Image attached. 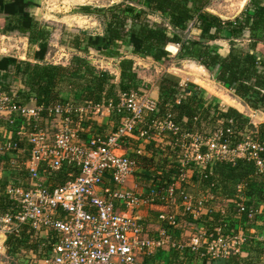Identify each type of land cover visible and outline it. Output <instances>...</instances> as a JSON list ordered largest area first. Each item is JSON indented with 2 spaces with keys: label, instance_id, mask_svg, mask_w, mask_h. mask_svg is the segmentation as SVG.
I'll use <instances>...</instances> for the list:
<instances>
[{
  "label": "built area",
  "instance_id": "built-area-1",
  "mask_svg": "<svg viewBox=\"0 0 264 264\" xmlns=\"http://www.w3.org/2000/svg\"><path fill=\"white\" fill-rule=\"evenodd\" d=\"M11 56L26 60L21 55ZM107 63L116 66L112 61ZM108 67L115 69L113 75L117 77L116 68ZM233 98V107L244 105L239 98ZM157 112L158 100L150 91L123 92L116 102L68 101L49 106L23 105L15 101L14 95L0 91V163L10 171L9 176L1 175L0 204L5 209L0 207V255L7 254L8 237L22 233L33 248L20 247L13 255L22 260L20 264H140L139 257L168 246L181 254L189 250L200 258L217 260L240 254L246 240L264 245V202L248 205L245 185L238 184L232 198L226 201L228 207L234 208L229 216L228 208L224 213V209L208 205V193L196 198L182 188L191 183L193 168L202 175L216 162L235 164V160L242 159L254 165L257 175H264V140L245 130L240 142L233 145L231 125L225 131L218 128L210 136L182 132L170 114L162 120L146 122L148 116ZM42 114L52 117L53 123L48 126L44 122L48 118L43 120ZM113 116L117 127L106 135L94 129L87 133L88 129L80 125L83 117L95 121ZM83 132L88 134L87 140L82 139ZM163 132L176 138L170 144V149L179 153L176 159L180 169L175 181L155 184L147 190L137 186L128 189L127 184L145 155L144 145L151 138L163 142ZM127 140L141 142L133 156L126 153ZM63 169L68 170L66 179L56 184L52 180ZM138 204H160L171 209L178 206L195 219L219 212L222 219L210 232L199 226L197 234L182 243L174 239L178 227L175 217L164 213L159 214L158 220L167 222L170 230L159 226L155 235L145 236L139 218L128 213Z\"/></svg>",
  "mask_w": 264,
  "mask_h": 264
},
{
  "label": "trees",
  "instance_id": "trees-1",
  "mask_svg": "<svg viewBox=\"0 0 264 264\" xmlns=\"http://www.w3.org/2000/svg\"><path fill=\"white\" fill-rule=\"evenodd\" d=\"M136 3L146 6L148 15L164 17L162 20L168 26L148 22L143 10L135 11L132 6L125 5V2L107 8L81 7L80 12L102 18V34L78 33L70 43L74 53L69 63L54 65L46 62L50 28L36 21L30 13L33 2L0 0V15L5 17L4 31L7 34L17 33L26 37L29 48H36L27 55L26 60H19L11 55L0 56V91L9 96L14 95L16 102L27 106H49L68 101L74 104L88 101L94 104L116 102L119 94L123 92L133 90L143 94L145 91L134 70L132 57L150 58L160 62L170 56L168 47L173 46L176 48L175 59L192 61L203 67L213 75L217 84L232 91L245 106L264 114V54L256 50L258 45L264 46L262 0H250L232 20H221L207 13L205 8L208 0H136ZM191 29L197 30L198 36L190 37ZM219 40L229 43L230 49L226 56H221L211 45ZM244 41H247V45L241 46L240 43H245ZM90 55L112 61L116 65L118 76L115 77L107 70H100L89 58ZM158 92V112L148 116L146 122L162 120L170 114L174 124L180 127L182 132L210 136L218 126L225 131L231 125L233 136L230 140L233 145L240 142L245 130L252 137L264 140V122L254 126L248 117L237 110L230 107L224 110L218 103L209 100L204 90L193 83L180 86L178 80L164 77L160 80ZM43 118L48 117L42 114ZM73 118L79 119L77 116ZM114 119L117 121L116 117ZM53 121L52 117L44 120L48 126ZM95 122L83 117L80 125L88 129L87 133L93 129L96 132L99 128H94L98 126ZM87 133L81 134L83 140H87ZM161 137L163 142L156 143L151 138L147 146V151L152 154L151 161L158 159L156 165L154 161L149 166L153 169L152 172L148 169L143 173L145 181L151 182L147 189L155 184L173 183L180 169L179 160L176 159L179 153L170 149V144L174 143L176 138L170 132H163ZM140 144L139 141V146ZM141 161L139 165L143 163ZM234 163L216 162L211 167L208 166L202 175L201 171L192 167V181L200 193L210 195V207L219 205V208L226 199H231V194L240 183L245 185L248 205L257 206L258 203L264 202V175H257L251 162L237 159ZM67 172V169H63L59 177L52 181L62 184ZM203 175L206 177L203 178ZM0 207L5 209L3 204H0ZM173 211L176 216L173 212L172 216L178 224L174 230L177 238L180 234L189 235L188 237L196 235L199 226L210 232L222 219L219 212L195 219L181 208ZM233 212L234 208L229 206L227 213L232 215ZM158 216L157 223L169 231L171 227L167 222L160 223ZM232 226L231 223L230 229ZM245 229L243 228L244 231ZM182 236L180 239L184 243L187 239ZM6 246L7 253L12 255L17 253L20 247L33 248V243L22 233L19 237H8ZM263 247V244L255 240H246L240 254H231L219 262L201 258L202 264H264ZM242 253L245 257H241ZM182 255L183 257L177 250L170 249L167 264H189L192 260L200 258L189 250ZM153 262H157L156 254L145 256L143 259V264Z\"/></svg>",
  "mask_w": 264,
  "mask_h": 264
},
{
  "label": "rangeland",
  "instance_id": "rangeland-1",
  "mask_svg": "<svg viewBox=\"0 0 264 264\" xmlns=\"http://www.w3.org/2000/svg\"><path fill=\"white\" fill-rule=\"evenodd\" d=\"M36 1H37V4L34 5L31 12L33 13L35 19L38 20V22L50 28L49 50L46 55V62L50 64H54V65H59V64L67 65L69 63V60L74 53L73 50L70 48L71 47L70 43L72 42L74 36H76L78 33L87 32L91 35L102 34L103 27H104L102 18L95 14H88V13L80 12L79 9L81 7L89 6L92 9L107 8L109 6H113L115 4H120L121 2H125V5L132 6L135 11L143 10L145 12V15L147 16L148 22L150 23L154 22L160 25L163 24L165 26H168L166 22L162 20V18L164 17L156 15V14L148 15L149 13L145 9L146 6L137 4L136 0H36ZM220 4H224V3H220ZM232 9L236 10L235 7ZM4 18L5 17H3V19ZM4 29H5V26H4ZM7 35L13 37V39L11 37H8ZM4 36L7 37V39H4V41L0 39V44H1L0 50L2 52L0 53V56H2L5 53L11 54V55L23 56L22 53L25 52V56L23 57L27 59V55L29 56V54H31L36 49L34 46H30V48L29 46H27L25 49V46L23 47V44H24L23 39H21L20 37H15V35L12 33L5 34ZM189 36L192 37L191 34H189ZM20 39L23 42H21ZM244 42H245L244 45H247V41H244ZM259 46H262V45H258V47ZM260 48L261 50L263 49L262 47ZM2 49L7 50L8 52L2 51ZM169 51L171 52L170 56L160 61V64L159 63L152 64L151 61L153 60H151L150 58H139V57L134 58L136 60L138 59V62H136V60L133 59L135 63L137 64L136 73L143 83L142 88H144L145 90L144 93H147V90L151 88L149 87L151 84L158 85L160 80L164 78V75H165V77L167 78H173L175 80H178L179 83L182 85H184L186 82L197 85L199 88L204 90L205 96L208 97L209 100H212L214 103L215 102L218 103L221 106V108H223L224 110L228 107L233 108L234 103L232 102V99L235 100V98H233L234 96H233L232 91L225 89L221 85L217 84L213 80V75L208 73L205 69L202 70L201 67L195 64L194 62L188 61V60L178 61L177 59H175V56H176L175 48H172ZM263 53L264 52H262L261 54ZM89 58L92 60L93 63H98L99 60L100 61L104 60L101 58H96L93 55H90ZM100 66L104 70H108L112 74H116L115 69L113 70L109 67L106 68V66L103 64H100L99 67ZM145 87L147 88V90ZM114 118L115 117L113 116L111 120H105L104 118L96 119L95 123L98 124V126L100 127L96 125V127L94 128L96 130L97 128L99 129L101 128L100 131L98 129L96 132L101 135L109 134L114 128L117 127V121ZM249 120L251 124L254 123L257 125L264 122L262 121L263 118L261 116H257V114H253V117H251V119L249 118ZM218 127L220 128V126ZM148 145L149 144L144 145L145 150H147ZM2 168L3 167L0 166V173H1L0 174V186H2L3 184L1 175L3 176V174H6V173L8 174V176L10 175V171L7 172L6 170ZM148 169L151 172L153 171V169H150V167L145 168L146 171ZM141 176L144 178L143 175ZM133 179L134 177L132 176L127 186H129L130 182H132ZM150 185H151L150 180L148 182L146 181V183L141 182V186H143L144 188H147ZM184 187L187 193H189L193 197L198 198V196H201L202 194L198 191V188L194 184H191V186H188L187 184L183 186L182 188ZM226 201L228 202L229 199H226ZM226 201L223 202L219 207V208L224 209V213L226 212V209L228 208V203ZM216 206L218 207L219 205H216ZM165 207L167 208L165 209L162 208L164 214L172 216V212H173V215L176 216L173 210L179 209L178 206L174 207L173 209H171L168 206H165ZM155 210H156L155 208H149L148 210H146L145 205L139 206L138 204L134 210H131L128 213L136 218H139L141 216L140 211H146V212L151 213L152 218H153V216L157 212ZM229 215L230 214L227 213V216ZM148 230H149L148 232L151 233L149 236H152L154 234L153 229L150 227V229ZM179 236L181 237L182 235L180 234ZM188 236L189 235L183 234L182 237H185V239L189 241L190 237Z\"/></svg>",
  "mask_w": 264,
  "mask_h": 264
},
{
  "label": "crops",
  "instance_id": "crops-1",
  "mask_svg": "<svg viewBox=\"0 0 264 264\" xmlns=\"http://www.w3.org/2000/svg\"><path fill=\"white\" fill-rule=\"evenodd\" d=\"M28 1L33 2L34 5L37 4L36 0H28ZM249 1L250 0H224L223 2H221V3H224V4H220V3H217V2L215 3L213 0H208V4H207V6L205 8V11L207 13H209V14H212V15H215V16L219 17L221 20H232V19H234L235 17H237L240 14V12L244 9L245 5ZM262 1L264 2V0H262ZM33 7H31L30 10H29L32 15H33V13L31 11H32ZM234 7L236 8V10L232 9ZM3 17L4 16L0 15V39H1V36H4L5 34H7L3 30L4 26H5L4 25L5 21H4ZM36 21H38V20H36ZM9 34H11V33H9ZM12 34H14L15 37H20L21 39H23L24 44H25V45L23 44V47L25 46V49H26V47L28 46V44H27L28 43V39L26 37H24V36H19L18 34H15V33H12ZM190 34L192 36H198V31L194 30V29H191L190 30ZM7 36L11 37L9 35H7ZM11 38L13 39V37H11ZM23 41L21 40V42H23ZM242 44H245V43H240L241 46H242ZM211 45L218 50V53L221 56H226L228 54V52H229V49H230L228 41H224V40L214 41V42L211 43ZM260 47H262L263 49L261 50ZM172 48H175V47L169 46L168 50H171ZM175 50H176V48H175ZM256 50L261 54L262 52H264V46H259V47L256 48ZM175 53H176V51H175ZM132 58L134 59L136 57H132ZM134 60H136V59H134ZM136 62H138V59L136 60ZM151 62H152V64H156V63L160 64V62H154V61H151ZM136 65L137 64L134 61V70H135V72H136ZM201 69L204 70L203 67H201ZM117 76H118V72H117ZM147 86H148V84H147ZM149 87H151V88H149L148 90L145 87L146 90L150 91L151 96L158 100L159 84L158 85L157 84L156 85L151 84ZM243 106L233 107V109L237 110L239 113H241L242 115H244V116H246V117H248L250 119H251V117H253V114H257V116H261L263 118L262 121H264V114L263 113L253 111L250 108H248L247 106H245V107H243ZM111 119H112V117H110L108 119H105V120H111ZM255 126H257V124H255ZM114 130H115V128L112 131H114ZM155 141H156V143H158L157 140H155ZM130 144H132V146H130ZM138 145H139V140L138 141L137 140H133L132 142L130 140H127V144H125L126 153L128 155H130V156H133V154H132L133 150H135ZM134 147H135V149H134ZM147 150H148V148H147ZM147 150L145 152V155L141 159L142 160L141 162H143V163L141 165H139L137 172L133 175L134 179H133V181L131 180L132 182H130V184H129L130 187L129 186L127 187L129 189H132L133 187L137 186L138 188L140 187V189H142V190H147V188H144L143 186H141V182L142 183H146L145 178H143L141 175H143V173L145 172V168H148L149 166H151V164H153L154 161H155V165L158 162V159H155L154 161H151L150 158H151L152 154L149 151H147ZM144 164H145V167H143ZM189 182H191V183H189L188 186H191V184H194L192 179ZM149 208H155L156 209L155 211H157L156 214L153 216V218H152L151 213L146 212V211H140L141 216L139 217V222H140V224L143 225V228L145 229V233H146L145 236H149L151 234V233L148 232L149 231L148 229H150V227L153 229V232H154L153 235L156 234V231L158 230V228L160 226L157 223V221H156L157 220V216L159 214L163 213L162 208L165 209L167 207H165L164 205L156 204V205H154L152 207H149ZM149 208L146 206V210H148ZM174 239L176 241L177 240L178 241L179 240L182 241L180 239V236L178 238L175 237ZM170 249H172V248H170L168 246V247H165V248H162V249H158L157 251H155L152 255L156 254L157 262L156 263L153 262L152 264H167V262L169 261L168 253H169ZM178 253H179V255H181L183 257V255L180 252H178ZM13 255L14 254L10 255L8 253L6 255H0V264H18V262L20 264L21 263L20 261H22V260H17ZM152 255H150V256H152ZM159 255H161V256H159ZM242 255H243V253H242ZM181 256H180L179 260H181ZM144 257L145 256H141V257L138 258L139 262L142 261L141 264H143ZM241 257H245V255H243ZM202 260L203 259H201V258H196V259L192 260L189 264H202ZM220 260H222V259H217V260H213V261H218L219 262Z\"/></svg>",
  "mask_w": 264,
  "mask_h": 264
},
{
  "label": "water",
  "instance_id": "water-1",
  "mask_svg": "<svg viewBox=\"0 0 264 264\" xmlns=\"http://www.w3.org/2000/svg\"><path fill=\"white\" fill-rule=\"evenodd\" d=\"M98 63H99V64H103V65H105V66L108 65V66H111V67H113V68H116V67H114L113 65H111V64H109V63H107V62H104V61H100V60H99Z\"/></svg>",
  "mask_w": 264,
  "mask_h": 264
}]
</instances>
